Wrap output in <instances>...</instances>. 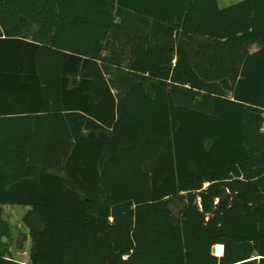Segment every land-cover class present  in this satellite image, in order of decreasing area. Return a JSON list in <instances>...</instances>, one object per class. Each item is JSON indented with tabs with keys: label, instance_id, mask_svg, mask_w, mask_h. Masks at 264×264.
I'll list each match as a JSON object with an SVG mask.
<instances>
[{
	"label": "trees",
	"instance_id": "16d2710c",
	"mask_svg": "<svg viewBox=\"0 0 264 264\" xmlns=\"http://www.w3.org/2000/svg\"><path fill=\"white\" fill-rule=\"evenodd\" d=\"M17 205L29 264H264V0H0V264Z\"/></svg>",
	"mask_w": 264,
	"mask_h": 264
},
{
	"label": "rangeland",
	"instance_id": "374dc122",
	"mask_svg": "<svg viewBox=\"0 0 264 264\" xmlns=\"http://www.w3.org/2000/svg\"><path fill=\"white\" fill-rule=\"evenodd\" d=\"M218 4L221 8L229 7L244 0H217ZM258 50V46H254L251 48V51ZM5 208V218L8 220L11 226L12 232V240L10 241V248L12 251V255H17L16 253L21 252L19 254L21 257H26L27 253L31 248V240H29L30 229L23 222V218L29 211L30 207L27 206H6ZM11 255V252H10ZM11 255V256H12Z\"/></svg>",
	"mask_w": 264,
	"mask_h": 264
},
{
	"label": "crops",
	"instance_id": "0c3cea01",
	"mask_svg": "<svg viewBox=\"0 0 264 264\" xmlns=\"http://www.w3.org/2000/svg\"><path fill=\"white\" fill-rule=\"evenodd\" d=\"M6 207V206H4ZM4 218H5V208H4ZM5 220H7L5 218ZM8 221V220H7ZM11 227V226H10ZM29 240H31V237L29 236ZM32 242V241H31ZM224 249V248H223ZM10 252H11V255H12V251H11V248H10ZM18 254L17 255H12L11 258L19 263H22V264H29L30 263V251L27 253V256L26 257H21L19 254H22L21 252H18L16 253Z\"/></svg>",
	"mask_w": 264,
	"mask_h": 264
},
{
	"label": "water",
	"instance_id": "95a60500",
	"mask_svg": "<svg viewBox=\"0 0 264 264\" xmlns=\"http://www.w3.org/2000/svg\"><path fill=\"white\" fill-rule=\"evenodd\" d=\"M223 250H224V249H223ZM212 253H213L214 255L221 256V255H218V254H217V247H216V246H214V247L212 248Z\"/></svg>",
	"mask_w": 264,
	"mask_h": 264
}]
</instances>
